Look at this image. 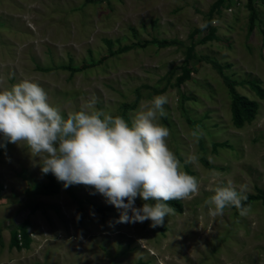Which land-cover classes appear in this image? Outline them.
<instances>
[{
  "label": "rangeland",
  "instance_id": "374dc122",
  "mask_svg": "<svg viewBox=\"0 0 264 264\" xmlns=\"http://www.w3.org/2000/svg\"><path fill=\"white\" fill-rule=\"evenodd\" d=\"M25 78L65 117L95 96L97 109L130 120L166 95L168 146L200 189L155 228L115 223L119 210L94 189H65L7 143L0 264H264V0H0V89ZM226 78L257 102L239 128ZM197 126L206 133L198 143ZM189 154L198 162L185 164ZM221 181L248 186L247 216L235 207L209 216L204 201Z\"/></svg>",
  "mask_w": 264,
  "mask_h": 264
},
{
  "label": "clouds",
  "instance_id": "9594fccd",
  "mask_svg": "<svg viewBox=\"0 0 264 264\" xmlns=\"http://www.w3.org/2000/svg\"><path fill=\"white\" fill-rule=\"evenodd\" d=\"M198 27L206 29L208 22ZM168 102L166 95L154 96L126 120L97 109L93 96L65 117L49 103L38 82L25 78L0 89V147L13 143L26 148L31 158L41 161V172L51 173L65 189L71 185L94 189L92 194L102 195L119 210L115 223L151 221L155 228L175 213L169 201L191 200L200 189V181L182 170L168 146L170 129L160 123ZM191 136L198 143L206 133L197 126ZM198 159L189 154L184 163ZM217 179L214 173L213 180ZM248 191L247 185L237 189L231 181L219 182L204 201L209 216L214 220L232 207L247 216L252 210L244 203ZM137 198L144 201L141 207L135 204Z\"/></svg>",
  "mask_w": 264,
  "mask_h": 264
},
{
  "label": "trees",
  "instance_id": "16d2710c",
  "mask_svg": "<svg viewBox=\"0 0 264 264\" xmlns=\"http://www.w3.org/2000/svg\"><path fill=\"white\" fill-rule=\"evenodd\" d=\"M251 23L254 21V13L251 14ZM109 42V41H108ZM226 83L230 89L231 93V102H230V112H231V118L232 123L235 127L239 128L241 127L245 122H250L254 119L256 113H257V102L254 100H249L245 96L239 95L235 92L233 89L234 81H231L226 78ZM251 88L255 92H260V88L257 84L254 82H248ZM249 198H257V196H249ZM171 207H173L175 210H180V205L177 202V200H172L168 202ZM247 202H245L246 205ZM23 237H26L25 231L23 230ZM12 241L13 243L16 242V234L13 233L12 235Z\"/></svg>",
  "mask_w": 264,
  "mask_h": 264
},
{
  "label": "bare ground",
  "instance_id": "6f19581e",
  "mask_svg": "<svg viewBox=\"0 0 264 264\" xmlns=\"http://www.w3.org/2000/svg\"><path fill=\"white\" fill-rule=\"evenodd\" d=\"M48 47V46H47ZM77 48V47H76ZM75 86V85H74Z\"/></svg>",
  "mask_w": 264,
  "mask_h": 264
}]
</instances>
